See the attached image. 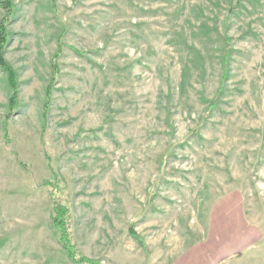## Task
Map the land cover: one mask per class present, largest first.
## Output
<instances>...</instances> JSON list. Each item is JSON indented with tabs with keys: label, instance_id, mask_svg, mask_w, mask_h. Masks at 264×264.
I'll return each instance as SVG.
<instances>
[{
	"label": "rangeland",
	"instance_id": "1",
	"mask_svg": "<svg viewBox=\"0 0 264 264\" xmlns=\"http://www.w3.org/2000/svg\"><path fill=\"white\" fill-rule=\"evenodd\" d=\"M14 7L10 118L0 70V264H75L52 226L43 184L54 179L88 259L264 264V0Z\"/></svg>",
	"mask_w": 264,
	"mask_h": 264
},
{
	"label": "trees",
	"instance_id": "2",
	"mask_svg": "<svg viewBox=\"0 0 264 264\" xmlns=\"http://www.w3.org/2000/svg\"><path fill=\"white\" fill-rule=\"evenodd\" d=\"M0 7L4 12L3 17L0 20V70L6 75L7 85L11 92L9 105H8V110H9L8 118H10L14 114L13 112L18 107L19 89H20L18 75L11 66V64L6 59L7 48L10 44L9 26L15 17L14 0H0ZM64 49H65V45L63 43L62 38H60L58 41L57 51L51 63L52 76H51V82L46 90L44 117H46L50 107L52 93L54 91L57 77L59 76L60 73L59 60L63 56ZM74 52L79 56H84V53L78 52L76 50ZM223 53H224L223 80H226L227 79L226 68L229 63V54L226 53L225 49L223 50ZM215 108H216V102L215 103L212 102L211 110ZM24 168L26 169L25 166ZM43 187L47 188L49 198L53 203L52 226L55 230L57 241L60 244L67 258L75 264H101L100 262L88 259L77 252V248L73 243L72 235L70 232L69 223L71 220V210L61 202V197H60L61 189H60L59 181L57 179H54L52 181H46L43 184ZM131 230L133 231V232L131 231V235L134 238L138 239L139 242L143 243V241L139 238V236L134 232L133 228H131Z\"/></svg>",
	"mask_w": 264,
	"mask_h": 264
}]
</instances>
